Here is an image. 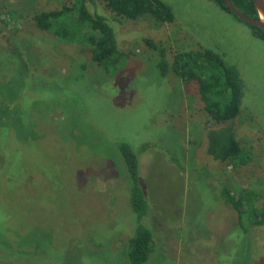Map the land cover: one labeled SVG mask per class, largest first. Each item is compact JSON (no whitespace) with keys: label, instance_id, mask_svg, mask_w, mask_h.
Segmentation results:
<instances>
[{"label":"rangeland","instance_id":"obj_1","mask_svg":"<svg viewBox=\"0 0 264 264\" xmlns=\"http://www.w3.org/2000/svg\"><path fill=\"white\" fill-rule=\"evenodd\" d=\"M162 1L174 23L98 7L119 47L131 51L109 81L83 57L90 56L84 44L41 31L29 15L2 22L8 9L51 10L62 0H0V113L21 111L18 120L0 118V159L10 163L0 166V264H127L125 244L138 221L130 180L105 155L107 143L117 142L138 153L143 143L161 147L139 155L150 208L142 223L157 240L147 264H264V221L239 223L219 194L224 182L264 209V40L211 0ZM146 38L162 44L171 63L179 52L207 49L237 67L244 95L235 133L250 161L229 165L208 154L206 130L214 123L198 83L163 75ZM11 51L26 54V73ZM8 125L18 128L17 140ZM254 210L246 205L244 220Z\"/></svg>","mask_w":264,"mask_h":264},{"label":"trees","instance_id":"obj_2","mask_svg":"<svg viewBox=\"0 0 264 264\" xmlns=\"http://www.w3.org/2000/svg\"><path fill=\"white\" fill-rule=\"evenodd\" d=\"M211 1L239 19L225 5L224 0ZM232 2L246 15L253 18L258 17L253 0H232ZM99 6L120 18L135 20L150 16L158 23H174L175 21L172 7L162 0H62L61 7L57 9H35L33 12L8 9V17L6 16V19L3 18L2 22L10 25L12 24L11 22L29 15L28 17L33 20L36 27L41 31L52 32L62 40L78 41L87 46L90 56L89 58L82 56L92 60L98 70L100 69L106 76L107 80L114 81L116 79L115 76L125 66L131 51H124L119 47L114 28L109 23V17L98 14ZM249 26L252 27L256 36L264 40V30ZM144 42L150 50L155 51L156 54L159 53L158 66L162 68L163 75L166 76L170 72H174L184 82L196 81L198 83V91L204 103V109L211 122L214 123L213 127L206 130V149L208 154L214 160L228 163L229 165L243 164L250 161L249 150L242 146L235 133L234 120L241 114V102L244 95V81L237 67L227 64L220 54L207 49L179 52L171 63L167 58V49L162 44L150 38L144 39ZM9 54H12V56L17 55L16 58L20 61V68H22L23 73H26L27 69H29V61L26 59V54L23 51H11ZM17 68L18 65L12 69V72L17 71ZM6 85L9 87L8 84ZM7 100L5 99V101ZM14 100L10 99L8 103H14ZM0 106L3 107L2 105ZM20 112L17 108L13 109V107L6 106L2 109L0 118L7 115L6 119L18 120ZM170 123L169 127L174 124L171 121ZM21 128L26 131L30 127L22 125ZM4 129H6L5 132L13 135L14 141L17 140L15 133L18 128H15L14 125H8ZM23 138L28 142L31 140L29 135H25ZM151 146L161 148L152 142L143 143L138 153L127 142L107 143V147H111L112 151L107 149L106 151L109 154L105 155L112 160L116 170L117 167H120V176L125 177L128 181L130 180L128 189L129 200L138 221L134 235L125 244L127 264H147L150 255L156 249L157 240L154 238L152 230L142 223L150 208L141 186L139 155L140 152L142 153V151L147 150ZM168 154L174 161L176 158L178 160L183 158L182 155L175 157L177 156L175 153H173L175 156L170 152ZM2 165L9 167L10 163L0 159V166ZM219 190V194L225 203L231 205L237 211L239 223L241 221L246 222L248 226L263 224L264 209L255 207V201H245L243 197L245 190L234 192L224 182ZM246 205L256 209L250 214L251 219L249 221L244 220ZM247 230L248 227L243 231L249 239L246 234ZM6 231L9 234L11 229Z\"/></svg>","mask_w":264,"mask_h":264},{"label":"water","instance_id":"obj_3","mask_svg":"<svg viewBox=\"0 0 264 264\" xmlns=\"http://www.w3.org/2000/svg\"><path fill=\"white\" fill-rule=\"evenodd\" d=\"M225 5L234 13L240 20L251 26L264 30V0H253L256 11L258 13L257 18L250 17L243 13L232 2V0H224Z\"/></svg>","mask_w":264,"mask_h":264}]
</instances>
